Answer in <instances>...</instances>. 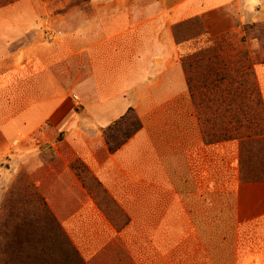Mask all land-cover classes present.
Masks as SVG:
<instances>
[{"label":"crops","instance_id":"obj_1","mask_svg":"<svg viewBox=\"0 0 264 264\" xmlns=\"http://www.w3.org/2000/svg\"><path fill=\"white\" fill-rule=\"evenodd\" d=\"M167 1L0 5V159L31 175L84 264H264V170L243 140H210L173 28L239 0ZM129 108L142 128L112 153L103 130Z\"/></svg>","mask_w":264,"mask_h":264},{"label":"rangeland","instance_id":"obj_2","mask_svg":"<svg viewBox=\"0 0 264 264\" xmlns=\"http://www.w3.org/2000/svg\"><path fill=\"white\" fill-rule=\"evenodd\" d=\"M13 1L0 0V5ZM92 1L40 0V4L43 11L45 7L55 6L59 8L56 12H62ZM143 1L141 3H148V0ZM175 2L168 0L167 7ZM241 3L247 7L243 9ZM207 23L216 27L215 30H210ZM173 28L178 42L184 43L183 55L188 56L185 58L187 75L197 67L194 63L189 64L191 58L218 54L217 68L221 75L215 77L216 87L209 86L201 77L189 86L195 100L200 102L205 128L208 130L210 123L219 129L227 124L233 134L264 133V100L255 73L256 65L264 63V0H239L231 10L217 11L208 19L196 17ZM200 66L201 69L204 67ZM212 90L216 92L214 97ZM209 98L211 102H207ZM262 140H247L243 146L242 162L253 173L264 170ZM2 142L0 134V146ZM73 166L97 203H102L101 208L119 220L120 210L110 202L88 170L77 162ZM51 212L31 175L12 167L7 158L0 159V264H80Z\"/></svg>","mask_w":264,"mask_h":264},{"label":"trees","instance_id":"obj_3","mask_svg":"<svg viewBox=\"0 0 264 264\" xmlns=\"http://www.w3.org/2000/svg\"><path fill=\"white\" fill-rule=\"evenodd\" d=\"M198 23L201 25L200 22H198ZM182 42L183 41H181V43ZM217 55L218 54H205L203 56L193 57L189 60L190 61L189 64L194 63L197 65L196 69L192 71V74L187 75V80H188L189 86H190V83L195 84L196 78H200V77L204 78V80L207 81L206 84H208L209 86H212V85L215 86V81H216L215 77L221 75L220 69L217 68L218 67L217 62H219V60H217ZM186 57H188V56H185V55L183 56L184 67L187 66V61L185 60ZM200 65H203L205 68L202 67V69H201ZM210 77H212V78H210ZM223 77L224 76H222L220 78H223ZM197 84H198V82H197ZM212 91H213L212 97H214V94L216 92L214 90H212ZM207 102H211V99L209 98L207 100ZM230 102H232L231 97H230ZM209 109L211 110V108H209ZM141 128H142V122H141L139 116L137 115L135 109L129 108L119 119H117L113 124L108 125L103 130V134H104V137H105L109 151L112 153L116 152L131 137H133ZM207 134L210 136V140L212 139L213 136L216 140H219V139H240V140H243V144L247 143V139L250 140L255 136H257L258 139H261L264 136V133H259L257 135H252V136L233 134V132L231 131V127L229 129L227 124H224L222 129H219V128L215 127V124H213V123H210V128L208 129ZM97 184L99 185V187H101V184L98 181H97ZM102 190L107 195L109 200H111L110 202H112L115 206H117L115 201L107 194V192L103 188H102ZM99 205L102 206V203H100ZM104 210L110 216L108 211L106 209H104ZM52 215H53V213H52ZM53 218L55 219V221H57L59 226H61L59 221L57 220V218L54 215H53ZM67 238H68V236H67ZM69 241H70V239H69ZM70 243H71V241H70ZM71 246L73 247L75 253L77 254L79 261H80V264H84V262L82 261L78 251L76 250V248L73 246L72 243H71Z\"/></svg>","mask_w":264,"mask_h":264}]
</instances>
